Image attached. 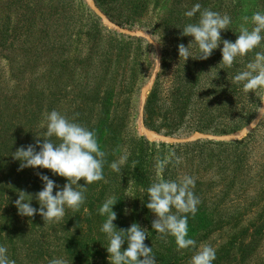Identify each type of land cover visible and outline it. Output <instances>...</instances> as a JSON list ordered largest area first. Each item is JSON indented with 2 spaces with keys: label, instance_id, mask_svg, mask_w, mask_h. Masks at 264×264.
Returning a JSON list of instances; mask_svg holds the SVG:
<instances>
[{
  "label": "rangeland",
  "instance_id": "374dc122",
  "mask_svg": "<svg viewBox=\"0 0 264 264\" xmlns=\"http://www.w3.org/2000/svg\"><path fill=\"white\" fill-rule=\"evenodd\" d=\"M94 1L114 23L152 38L158 45L159 65L155 48L146 38L124 35L104 24L86 0H0V126L11 131L15 125L22 126L33 133L30 138L22 132L24 142L33 138L42 143L44 116L56 110L96 133L106 154L104 178L86 185L79 213L87 238L103 244L97 264L104 263L107 247L100 231L106 217L98 214V208L109 197L118 199L113 208L118 229L138 223L147 230L146 239L161 245L175 240L154 232L151 225L156 217L149 209L139 212L147 203V188L157 179L155 163L169 149L175 150L181 162L169 165L164 178L189 175L196 180L193 191L200 204L196 214L189 215L188 236L196 241L197 249L210 245L217 253L229 248L214 264H264V116L235 141L173 143L148 140L140 131L142 107L145 126L166 137L183 138L197 132L225 136L252 123L263 105L264 89L245 92L233 77L245 71L255 51L264 47L226 68L219 65L222 44L207 60L188 58L186 62L179 59L178 45L187 47L193 39L181 32L199 19V13L192 18L184 15L194 4L200 3L201 10L230 15L231 29L223 31L221 38L235 42L241 27H252L250 19L244 20L246 15L256 12V6L264 12L262 0L253 6L248 5L250 0H148L138 12L131 11L127 0ZM192 50L194 56L199 55L195 46ZM146 86L143 104L141 93ZM32 112L36 121L30 128ZM106 133L111 135L106 137L108 146ZM137 137L150 145L139 182L135 179L137 162L130 163ZM8 138H13L11 133ZM237 142L241 144H219ZM112 143L115 154L108 160ZM124 153L129 154L127 163L120 173L114 172L110 164ZM78 183L84 186L83 179ZM136 202L140 205L134 215ZM75 213L66 209L64 218L55 223H45L39 215L40 224L25 233V241L35 242L39 249L33 255L39 263L63 258L66 264H80L63 249ZM87 219L92 225L88 226ZM197 249H188L176 264H189ZM244 251L248 252L245 260L241 258Z\"/></svg>",
  "mask_w": 264,
  "mask_h": 264
},
{
  "label": "clouds",
  "instance_id": "9594fccd",
  "mask_svg": "<svg viewBox=\"0 0 264 264\" xmlns=\"http://www.w3.org/2000/svg\"><path fill=\"white\" fill-rule=\"evenodd\" d=\"M197 13L199 19L182 28L181 35L193 39L187 47L184 44L178 45L179 59L182 57L185 62L188 58L207 60L222 44V60L219 65L231 68L237 58L264 47V12L256 11L250 18H244L246 22L250 19L252 27H241L235 42L221 38L223 31L231 29L230 15L211 9L201 10L200 3L194 4L184 15L192 18ZM152 42L154 41L150 40L149 44ZM193 46L198 50V56L193 55ZM155 60L159 65L156 57ZM233 82L242 84L243 90L248 93L264 89V50L255 51L254 59L246 65L245 71L233 77ZM44 121L41 125L45 130L42 135L43 142L37 139L35 145L22 146L12 153V157L20 161L18 170L49 169L54 175L66 178L67 183L61 187L49 176L38 173L43 183L42 190L34 196L20 191L15 206L21 216L40 215L45 223H55L64 218L66 209L79 211L86 200V185L104 178L106 154L100 149L96 133L74 119L52 110L45 114ZM128 156V153H124L118 161L110 164V168L120 173L121 167L128 161ZM173 162L177 165L181 162L174 149H169L163 159L156 161L154 167L157 179L146 190L145 206L156 217L151 225L156 234L174 237L178 251L197 249L196 241L188 236L189 215L194 216L200 204V199L193 191L196 180L189 175L177 180L165 179L163 174ZM81 179L84 186L78 183ZM54 188L57 189L55 195ZM33 199L39 203V208L32 207ZM117 201L115 197H109L98 208V214L106 217L100 231L107 239L106 250L110 264H157L152 247L144 243L148 237L147 230L138 223L131 224L127 229H118L113 223L117 220V213L113 210ZM125 243L127 248L122 250ZM215 260V249L210 245H203L194 252L189 264H214ZM0 264H15L8 257V248L3 245H0ZM50 264H66V261L63 258L53 259Z\"/></svg>",
  "mask_w": 264,
  "mask_h": 264
},
{
  "label": "trees",
  "instance_id": "16d2710c",
  "mask_svg": "<svg viewBox=\"0 0 264 264\" xmlns=\"http://www.w3.org/2000/svg\"><path fill=\"white\" fill-rule=\"evenodd\" d=\"M258 0H250L248 5L256 4ZM148 0H127V6L131 11H137L139 8L146 6ZM262 7L264 9V0L261 1ZM253 6V5H252ZM254 8L255 11H259L258 6ZM253 13L246 15V17H251ZM32 117L28 119V125L31 128L32 124L36 121V115L32 112ZM1 120V116H0ZM0 245L6 246L8 248V257L11 260L15 261V264H41L37 261L36 256L39 249L35 242L27 243L25 241L24 235L30 230L34 231L37 225L40 224L41 219L39 215H34L33 217L21 216L18 214V210L15 206V201L19 198L18 193L24 191L27 194L34 196L35 193L39 192L43 188V183L39 179V174H44L49 176L50 179L54 180L56 184L67 183L66 178L56 176L49 169H44V172L41 171L42 168H24L23 170H18L20 168V161L13 159L12 153H14L18 148L28 145H35L36 139L33 138L26 140L25 142L21 139V133L28 137H32L33 133L31 130L25 131L22 126L14 127V130H6L5 127L0 126ZM10 133L12 134V139L8 138ZM108 133V132H107ZM105 136V143L108 146L110 143L106 142L107 139L111 137L110 134ZM4 134V135H3ZM113 140V139H112ZM220 145H232L239 146L241 142H237L235 145L233 143H219ZM110 158L114 157L115 149L114 144L112 143ZM150 145L143 137H137L136 141V154L133 158H130V163L135 164V179L140 181L143 174H145L144 165L147 163L149 156ZM39 151V148H37ZM132 165V166H133ZM130 168V164L128 165ZM237 171V169L235 170ZM142 173V174H141ZM56 179V180H55ZM125 181L121 180V184H124ZM60 184V185H61ZM55 194V193H54ZM145 202L139 207V212L141 210H146ZM31 205L34 208H39V203L33 199ZM138 202L135 203L133 214L135 215L138 212ZM146 207V208H145ZM81 209L75 213V218L72 220V231L65 237L63 241V249L67 257L75 259L80 262V264H97L96 256L100 253L98 248H102L103 244L98 245L93 243L91 239L87 238V234H84V231L81 227ZM87 218L89 215L86 216ZM88 226L92 225L89 219L86 220ZM71 223V222H70ZM68 229V227H67ZM154 234V233H153ZM155 235V234H154ZM152 242V243H151ZM157 242V241H156ZM144 243L152 247L153 253L156 256L155 259L157 264H176L178 258H183L188 249L177 250L175 240L166 241L163 245L153 242V240L145 239ZM152 245H151V244ZM247 245L246 247H249ZM25 247V248H24ZM18 248V249H17ZM127 248V244L122 245V250ZM229 248L223 247L216 253V261L218 258L223 257ZM17 254H21L17 257ZM248 252L244 251L241 253V258L245 260ZM109 254L106 253L103 255L104 263L109 264L108 262ZM16 258V259H15Z\"/></svg>",
  "mask_w": 264,
  "mask_h": 264
},
{
  "label": "water",
  "instance_id": "95a60500",
  "mask_svg": "<svg viewBox=\"0 0 264 264\" xmlns=\"http://www.w3.org/2000/svg\"><path fill=\"white\" fill-rule=\"evenodd\" d=\"M90 9L96 14L97 17H99L101 19V21L112 27L113 29H116L119 33H123L124 35H130L133 37H144L146 38L148 41L153 40L152 38L146 36L145 34H143L140 31H132L130 29L124 28L121 25L114 23L113 21H111V19L98 7V5L96 4V2L94 0H86ZM154 41V40H153ZM156 51V59L159 61V49H158V45L157 43L154 41L151 43ZM157 64V62H156ZM154 74H156V71L154 72ZM148 86L144 87L142 89V93H141V99H142V103L144 104L146 102V94L148 92ZM264 116V101H263V105L257 115V117L252 121L251 124H249L244 130L231 134V135H225V136H220V135H215V134H210V133H200L197 132L195 134H193L192 136L189 137H183V138H174V137H166L163 135H160L158 133H156L155 131L148 129L145 124H144V109L142 107L141 109V119H140V131L143 135H145V137L148 140H154V139H161V140H165V141H170L173 143H190L196 140H210V141H235L240 139L242 136L245 135L246 132L250 131Z\"/></svg>",
  "mask_w": 264,
  "mask_h": 264
}]
</instances>
